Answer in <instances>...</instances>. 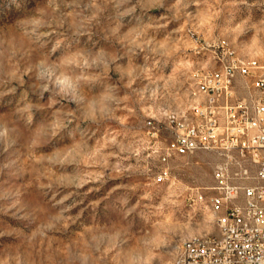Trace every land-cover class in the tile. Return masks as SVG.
<instances>
[{
	"label": "rangeland",
	"instance_id": "374dc122",
	"mask_svg": "<svg viewBox=\"0 0 264 264\" xmlns=\"http://www.w3.org/2000/svg\"><path fill=\"white\" fill-rule=\"evenodd\" d=\"M220 42L264 63V0H0V264H171L217 232L216 154H161Z\"/></svg>",
	"mask_w": 264,
	"mask_h": 264
},
{
	"label": "built area",
	"instance_id": "2783aa9c",
	"mask_svg": "<svg viewBox=\"0 0 264 264\" xmlns=\"http://www.w3.org/2000/svg\"><path fill=\"white\" fill-rule=\"evenodd\" d=\"M208 49L213 67L196 78L209 101L192 104L185 117L166 114L173 138L161 161L216 154V184L204 189L209 196L198 191L196 199L216 210L217 232L204 236V242L179 246L182 259L171 264H264V63H240L228 43ZM218 62H226V69L218 70Z\"/></svg>",
	"mask_w": 264,
	"mask_h": 264
},
{
	"label": "bare ground",
	"instance_id": "6f19581e",
	"mask_svg": "<svg viewBox=\"0 0 264 264\" xmlns=\"http://www.w3.org/2000/svg\"><path fill=\"white\" fill-rule=\"evenodd\" d=\"M239 58H240V63H257L258 62V60L255 58L248 59V58H245L244 56H239ZM225 69H226V62H218V70H225ZM205 71H208V70H205ZM194 95H196L198 98L195 106H203L204 102L209 101V92H206L204 90V86H203L200 78H196ZM211 211L213 212V214L215 216V222L217 225V212H216V210H211ZM195 242H204V236L203 237L190 238V239L184 241L181 244V246H187V245L195 244ZM177 259H182V250L179 251Z\"/></svg>",
	"mask_w": 264,
	"mask_h": 264
}]
</instances>
